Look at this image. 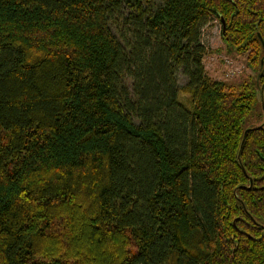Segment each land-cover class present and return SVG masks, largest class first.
Returning a JSON list of instances; mask_svg holds the SVG:
<instances>
[{"label": "trees", "instance_id": "16d2710c", "mask_svg": "<svg viewBox=\"0 0 264 264\" xmlns=\"http://www.w3.org/2000/svg\"><path fill=\"white\" fill-rule=\"evenodd\" d=\"M0 264H264V0H0Z\"/></svg>", "mask_w": 264, "mask_h": 264}, {"label": "rangeland", "instance_id": "374dc122", "mask_svg": "<svg viewBox=\"0 0 264 264\" xmlns=\"http://www.w3.org/2000/svg\"><path fill=\"white\" fill-rule=\"evenodd\" d=\"M201 40L208 50L203 62L212 78L235 86L254 78L255 70L247 62V52L227 51L221 38V24L217 18H212L203 26ZM250 121L254 122L252 119ZM246 123H249V119Z\"/></svg>", "mask_w": 264, "mask_h": 264}, {"label": "water", "instance_id": "95a60500", "mask_svg": "<svg viewBox=\"0 0 264 264\" xmlns=\"http://www.w3.org/2000/svg\"><path fill=\"white\" fill-rule=\"evenodd\" d=\"M262 87H263V85H261V87H260L261 92H262ZM247 130H248V128H246V129L244 130L243 138H242L241 145H240V148H239V151H238V157L240 156L241 149H242V142H243V140H244V138H245V135H246Z\"/></svg>", "mask_w": 264, "mask_h": 264}, {"label": "flooded vegetation", "instance_id": "af4514ba", "mask_svg": "<svg viewBox=\"0 0 264 264\" xmlns=\"http://www.w3.org/2000/svg\"><path fill=\"white\" fill-rule=\"evenodd\" d=\"M222 27V26H221ZM222 29V28H221Z\"/></svg>", "mask_w": 264, "mask_h": 264}]
</instances>
